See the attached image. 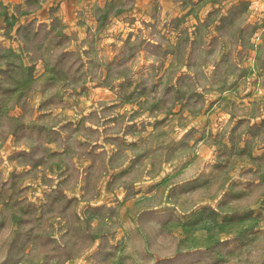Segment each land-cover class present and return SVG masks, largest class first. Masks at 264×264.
I'll list each match as a JSON object with an SVG mask.
<instances>
[{
    "label": "rangeland",
    "instance_id": "1",
    "mask_svg": "<svg viewBox=\"0 0 264 264\" xmlns=\"http://www.w3.org/2000/svg\"><path fill=\"white\" fill-rule=\"evenodd\" d=\"M38 1L0 0V264H264V0Z\"/></svg>",
    "mask_w": 264,
    "mask_h": 264
},
{
    "label": "crops",
    "instance_id": "2",
    "mask_svg": "<svg viewBox=\"0 0 264 264\" xmlns=\"http://www.w3.org/2000/svg\"><path fill=\"white\" fill-rule=\"evenodd\" d=\"M37 1V0H36ZM200 3H210V0H198ZM223 4L230 5L239 0H221ZM248 1L251 3H257L258 0H241ZM135 3V8H147L148 4H156L159 9L164 11H178L181 8L182 3L185 0H39L35 5L37 6V11H40L44 8H54L59 10L61 15H65V17H69L70 13L73 12L74 19H77L78 11H85L86 13H92L99 11V13H106L113 5L119 3ZM221 3V2H220ZM230 3V4H226ZM37 13V12H36ZM39 14V13H37ZM76 21V20H75Z\"/></svg>",
    "mask_w": 264,
    "mask_h": 264
}]
</instances>
